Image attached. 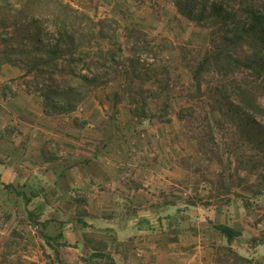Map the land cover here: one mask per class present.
I'll return each mask as SVG.
<instances>
[{"label":"rangeland","instance_id":"374dc122","mask_svg":"<svg viewBox=\"0 0 264 264\" xmlns=\"http://www.w3.org/2000/svg\"><path fill=\"white\" fill-rule=\"evenodd\" d=\"M63 1L95 19L115 20L108 32L122 52L114 62L79 64L107 83L88 88L70 113L47 110L36 83L28 82L32 77L12 64L16 76L10 74L8 94L0 95V264H264V158L237 128L210 124L208 106L190 97L192 71L211 28L181 14L173 0ZM245 1L264 6V0ZM131 26L143 34L128 41ZM102 43L106 52L115 51L107 38ZM142 53L154 58L137 65L143 72L155 67L147 80L136 77L130 61ZM122 88L113 108V95ZM186 108L191 116L182 119ZM101 127L108 137L120 132L113 136L120 147L108 150V158H131L166 181L141 191L140 199L153 193L150 200L167 201L170 210L151 204L150 214L130 224L111 188L93 183L94 193L104 192L92 198L84 181H59L60 164H82L90 144L96 145L93 129ZM238 165L244 170L238 172ZM16 191L32 201L26 204ZM43 221L46 227L38 225ZM216 223L242 234L230 243ZM41 229L64 233L59 257Z\"/></svg>","mask_w":264,"mask_h":264},{"label":"trees","instance_id":"16d2710c","mask_svg":"<svg viewBox=\"0 0 264 264\" xmlns=\"http://www.w3.org/2000/svg\"><path fill=\"white\" fill-rule=\"evenodd\" d=\"M50 2L55 5L53 10L47 8ZM173 2L181 14L211 28L209 45L203 47L192 71L191 99L208 106L210 124L237 128L240 137L264 158V6L245 0ZM113 23L116 21L111 18L95 19L63 0H24L20 5L0 0V66L21 65L25 69L24 77H32L28 82L36 83L47 110L73 112L88 88L107 83L100 74L83 73L78 69L79 64L89 68L101 61L114 62L122 52L115 35L108 32ZM136 33L143 34L133 26L128 28L127 40H133ZM106 38L109 44L115 45V51L103 49L102 40ZM90 47L97 50L91 51ZM130 58L136 77L151 78L150 72L155 67L150 66L143 72L137 68L140 57ZM161 86L166 89L167 84ZM123 89L114 93L113 108ZM145 102L138 109L144 108ZM191 111L192 108L184 109L180 117L191 116ZM254 157L251 156L252 162H256ZM236 169L244 170L240 165ZM16 193L24 197L26 204L32 201L26 193ZM30 217L37 219L33 211ZM39 224L46 227L48 222ZM213 226L230 243L242 234L227 224ZM40 232L59 257L60 240H66L64 233L60 231L52 236L42 229Z\"/></svg>","mask_w":264,"mask_h":264},{"label":"crops","instance_id":"0c3cea01","mask_svg":"<svg viewBox=\"0 0 264 264\" xmlns=\"http://www.w3.org/2000/svg\"><path fill=\"white\" fill-rule=\"evenodd\" d=\"M15 72L17 71L12 64L4 63L0 66V95L5 96V94H8L7 90L10 86L6 84H8L10 74H12L11 77L16 76H13ZM91 112H93L92 108ZM93 130L95 134H97L95 137V139H97L96 145L90 144L88 147L90 154L85 157L86 159L82 164H78L76 160H72L65 165L60 164V170L56 172L59 181H68L69 183L76 180L84 181L89 195L93 196L92 198H99L102 196L101 194H103L101 192H104L100 190L98 191L100 193H94L96 190L94 188L96 186L94 187L93 183L101 185L100 188L104 185H106L108 189L111 188L112 192L115 191L116 194L119 193L116 197L120 200V203L123 202V213L127 215V219H125L127 223L130 224L131 222L138 221L141 215L150 214L151 204L158 203L162 209L169 208L168 210H170L172 207L171 203H167V201L159 203L155 200H150L156 198L153 193H148V201L146 200L143 202V200L140 199L141 191L144 190L148 192L149 190H154L152 189L154 182L157 184L166 182L163 179H158L160 175L157 171L151 170L150 168H141V166L144 167V165L140 166L137 161L131 158H108V150H114L115 146L116 149L120 147L118 141L113 139V136L119 138L120 132H118L117 135L113 130L111 131L110 137H108L105 135L109 131L107 128L101 127ZM153 165L154 163H152V166ZM77 173L82 175L80 179H78ZM132 184H134V186H132ZM145 187H147V189ZM145 205L147 206L145 207ZM187 206L189 205H186V209H188ZM140 207L143 209L140 210ZM134 214L136 216H134ZM234 228L238 229L236 227Z\"/></svg>","mask_w":264,"mask_h":264},{"label":"built area","instance_id":"2783aa9c","mask_svg":"<svg viewBox=\"0 0 264 264\" xmlns=\"http://www.w3.org/2000/svg\"><path fill=\"white\" fill-rule=\"evenodd\" d=\"M140 60L145 61V63L149 65L154 60V58L150 54L142 53V55L140 56Z\"/></svg>","mask_w":264,"mask_h":264}]
</instances>
